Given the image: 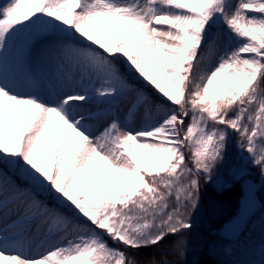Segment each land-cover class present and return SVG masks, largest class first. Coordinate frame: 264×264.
<instances>
[{
	"label": "snow or ice",
	"instance_id": "obj_1",
	"mask_svg": "<svg viewBox=\"0 0 264 264\" xmlns=\"http://www.w3.org/2000/svg\"><path fill=\"white\" fill-rule=\"evenodd\" d=\"M210 185L238 241L264 208V0L0 3V264H199ZM170 236L176 259L133 255Z\"/></svg>",
	"mask_w": 264,
	"mask_h": 264
},
{
	"label": "trees",
	"instance_id": "obj_2",
	"mask_svg": "<svg viewBox=\"0 0 264 264\" xmlns=\"http://www.w3.org/2000/svg\"><path fill=\"white\" fill-rule=\"evenodd\" d=\"M236 137L232 138V146L229 153L230 163H238L239 157L234 147ZM254 180L259 179L258 170L252 169ZM264 200V194L260 197ZM239 196L236 191L220 192L216 186L210 185L201 196V207L193 218L194 228L191 233V244L193 251L187 256L189 262L198 261L199 264H237L240 261L252 260L258 258V249L262 241H264V227L261 220L264 219V208H260L253 216V223L248 229L239 235L238 241H228L221 239V229L229 221L237 211ZM175 237H168L165 245H161V252L167 250V245L174 240ZM215 243L217 251L210 253L208 245ZM223 246V247H222ZM154 248V247H151ZM148 248H141V254L145 258H137L138 260H149L155 258L174 260L176 257L170 253L161 257L160 250L158 255L153 257V250L150 249V256L145 253Z\"/></svg>",
	"mask_w": 264,
	"mask_h": 264
},
{
	"label": "rangeland",
	"instance_id": "obj_3",
	"mask_svg": "<svg viewBox=\"0 0 264 264\" xmlns=\"http://www.w3.org/2000/svg\"><path fill=\"white\" fill-rule=\"evenodd\" d=\"M0 3H3V0H0ZM137 152H140L141 154H143V149H135ZM257 184L255 185V187H257L258 186V183H259V181L258 182H256ZM226 225V224H225ZM224 225V226H225ZM223 226V227H224ZM163 245H165V242L163 243ZM151 250H153L152 252H154L155 253V256H157L158 255V257H159V253L157 252L158 250H160L159 248H156V247H154V248H151V247H149ZM150 249H148V251L145 253L148 257L150 256V254H151V252H150ZM153 253V254H154ZM160 253H161V250H160ZM133 255L135 256V258L137 259V258H145L146 256H144V255H142L141 254V251H138V252H136V253H133Z\"/></svg>",
	"mask_w": 264,
	"mask_h": 264
},
{
	"label": "water",
	"instance_id": "obj_4",
	"mask_svg": "<svg viewBox=\"0 0 264 264\" xmlns=\"http://www.w3.org/2000/svg\"><path fill=\"white\" fill-rule=\"evenodd\" d=\"M257 188V187H256ZM260 206H259V203L257 204V207H256V209H255V212H256V210L259 208Z\"/></svg>",
	"mask_w": 264,
	"mask_h": 264
}]
</instances>
